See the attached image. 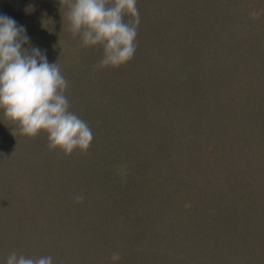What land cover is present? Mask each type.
<instances>
[{"label":"rangeland","instance_id":"obj_1","mask_svg":"<svg viewBox=\"0 0 264 264\" xmlns=\"http://www.w3.org/2000/svg\"><path fill=\"white\" fill-rule=\"evenodd\" d=\"M61 7L60 0H0V15L24 27L25 48L58 62L70 111L89 124L94 140L86 154L66 156L48 149L44 132L21 135L0 109V264L12 251L51 255L53 264H113L114 252L122 257L117 264H264V227L248 229L264 224L263 207L249 204L254 191L264 202V0H137L134 57L101 70L93 66L102 47L76 51L80 38L63 25ZM214 55L231 70L217 94L202 97L196 85L209 81L204 87L212 90L216 83ZM175 88L191 112L177 103L179 115L165 114L169 126L160 133L164 122L152 120L151 104ZM217 114L223 125L235 117L245 133L262 127L261 138L251 143L248 132L236 156L229 152L240 146L219 143L233 148L222 163L213 150L222 138L211 135L199 148L189 137L203 116ZM214 192L227 207H216ZM207 226L204 243L194 244L191 236ZM222 234L235 243L221 251L215 243Z\"/></svg>","mask_w":264,"mask_h":264},{"label":"clouds","instance_id":"obj_2","mask_svg":"<svg viewBox=\"0 0 264 264\" xmlns=\"http://www.w3.org/2000/svg\"><path fill=\"white\" fill-rule=\"evenodd\" d=\"M63 25L75 38L79 48L100 46L102 59L94 70L120 67L129 62L137 50L140 23L137 0H60ZM128 17L126 20L125 17ZM29 37L23 26L0 15V109L4 118L29 138L44 132L49 150L59 149L66 156L78 151L86 154L94 140L89 124L70 111L66 91L68 81L57 63L49 64L46 54L37 47L25 48ZM124 178L125 167L117 169ZM79 204L84 194L74 196ZM119 253L110 260L117 264ZM5 264H53V257H28L12 251Z\"/></svg>","mask_w":264,"mask_h":264},{"label":"trees","instance_id":"obj_3","mask_svg":"<svg viewBox=\"0 0 264 264\" xmlns=\"http://www.w3.org/2000/svg\"><path fill=\"white\" fill-rule=\"evenodd\" d=\"M40 7L38 8V13L43 10L42 9L43 7L42 8H40ZM0 13H2V12H0ZM41 13H43V12H41ZM144 20L145 19H142L143 23H144ZM141 24H142V22H141ZM144 28H145V25H143V29ZM218 59H219L218 56L214 55L215 64H212V66L214 65V68H211V72L210 73H211L212 79L215 77L216 83H215V86L212 88V90H208L207 88L204 87L205 85L208 86V82L209 81H206V84H204L203 86L201 84H200V86L199 85H196V87L198 88L197 91H199L200 89H202V92H203L202 97H205L206 96L207 98H210L211 96L214 95L215 92L217 94V90H218L217 87H221L220 86L221 85V82H220L221 81V78L223 77V80H224V76H225L226 72H228V71L231 70V65H229V66L226 67L224 65L219 66V64H216V62H217ZM205 64H207L209 66L208 63H205ZM215 74H216V76H215ZM238 79H241V78H238V77L235 78V80H238ZM174 91L176 93L175 92H173V93L163 92V94L161 93L159 96L157 95L158 93L154 95L155 97L158 98V102L152 101L150 116H152V120L154 122H156V123H162V122H164V123H162V125L165 128L162 127L161 124L159 125L158 130H160V133H162L167 128V126H169V121L167 120V116L165 118V114L170 113L172 109H174L175 111L177 110L176 113H178V115H179V109H180L179 105H180V106H182V108L184 109V111L186 113L189 114L188 111L191 112V108L188 106V103H187V98H186V100H185V98H182V97H184L183 91H181L180 89L177 90L176 88H175ZM188 91H189V95H190L191 91H193V93H195V90H193L190 87L188 88ZM172 95H174V96H172ZM180 95H181V101L182 102L181 101L178 102L177 100L175 102L173 99H171V97H176V99H178L177 97H180ZM225 95L226 94H224V96ZM191 97H194V96H191ZM167 98H170V99H167ZM168 101H170V102H168ZM181 103H182V105H181ZM183 103H185V105ZM248 115H250V113ZM171 116H172V118L174 120V116L175 115H171ZM217 116H219V115L217 114ZM203 117H204V119L202 120L200 126L199 125L194 126L193 127V135L191 133V136H189V137L193 138V140H191V141H193V143H195L197 145V147H199V148H200V145L203 146V142L206 141L207 139H209L211 135L212 136H216V138H218L219 141L222 138V140L220 142L215 141V144H214L215 149H213V150H216V152L218 154V157H219V159L221 160L222 163H224V160H226V158H228V154H226V152H229V151H227V150H230V149H233V148H228V147L221 148V146L219 145V143L222 144L223 146L224 145L227 146V141L230 140L233 143L237 144V146H240V147L237 148L238 151H236L234 149L233 152H229L230 155L236 156V153H238L241 150H244V148H245L244 145L245 144L242 145V141H243V143L244 142L246 143V141L248 140L247 137H246L247 135L250 134L252 137H254V139H250V140H252L251 143L257 142L258 138H261V136H262V132H260V131L263 130L262 127L258 128V130L254 128L253 131L252 130H247L246 133L243 132L244 131L243 129H244L245 126L244 127L241 126L239 128V130H238L237 127L239 125H238V121H237V119L235 117L232 120L230 118V121H226V122L223 121L225 125L221 124L222 123V120H221L220 116L219 117H216V116H212L211 115L208 118H205V116H203ZM239 118H242L243 121H246L247 120V115L245 117L244 116H239ZM223 126H227V128L226 127H223ZM238 131H240L241 133L239 134ZM235 132L237 134H239L240 137H236V136L231 135V134H234ZM248 132H249V134H248ZM229 133H230V136L227 135ZM241 136H243V137L241 138ZM223 137H224V139H223ZM190 139L188 140V142L190 141ZM262 139H264V137H262ZM250 140H248V141H250ZM217 149H220V151H218ZM207 153L210 156L212 154L209 151ZM213 155H214V153H213ZM260 177L261 178L264 177V172L263 171L261 172ZM212 194H214V195H212V197L215 200L214 203H215L216 207H221L222 205H225V203L227 204V202H224V200H223V197H222L223 194H219V193H216V192H214ZM255 194H256V191H254L253 192V195H251L252 197H250L251 198L250 199V202H249L250 206L253 207L254 203H256V205L258 207L259 206H262L263 209H264V202L261 199H257L256 197H254ZM164 205H166V202H165ZM211 207H212V210L215 209V206H211ZM217 211H219V210L217 209ZM236 211H238V210H236ZM229 216H230V214L227 215L226 219H229ZM255 217H256L255 215L254 216H251L250 219L247 221L248 224H249L250 221L255 222L256 221L255 220ZM261 223H264V222H261ZM221 226H223V225H221ZM221 226H218V227H221ZM218 227H216V229H218ZM249 227H251V229H250V231H251V230H256L257 227H264V224H262L260 226H255V225L250 224V226H248V229H249ZM208 228L209 227L207 226V229H204V231L206 230L205 234L203 233L204 231L200 232V230H198V233H196V234L194 233L193 236H191V238L193 240H195V241H193L194 244L200 246V245H202V242L204 243V239L203 238H206L209 230H211V228L209 230H208ZM207 230H208V232H207ZM216 238L218 239L216 241V243H215L218 246L217 247V250H221V251L222 250H225V248L227 247V245H229L231 247L232 245H234L233 243H235V240L232 241V242L229 240L231 243H229L228 241H226L227 239H229V236L226 237L223 234L220 237L219 236H216ZM198 240H200V242H197ZM225 241H226V243H225ZM248 244L250 246H252L251 243H248ZM198 246H196V247H198ZM229 246H228V249H230ZM249 249H248V253L251 252V251H249ZM236 250H237V252L239 251V249L237 247H235V251ZM221 251H220V253H221ZM252 252H253V250H252Z\"/></svg>","mask_w":264,"mask_h":264}]
</instances>
